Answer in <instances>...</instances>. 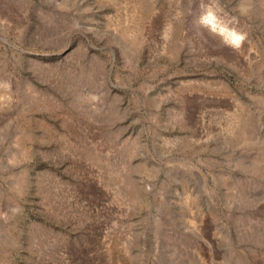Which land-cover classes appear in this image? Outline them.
Wrapping results in <instances>:
<instances>
[{
  "label": "rangeland",
  "instance_id": "374dc122",
  "mask_svg": "<svg viewBox=\"0 0 264 264\" xmlns=\"http://www.w3.org/2000/svg\"><path fill=\"white\" fill-rule=\"evenodd\" d=\"M0 264H264V0H0Z\"/></svg>",
  "mask_w": 264,
  "mask_h": 264
},
{
  "label": "bare ground",
  "instance_id": "6f19581e",
  "mask_svg": "<svg viewBox=\"0 0 264 264\" xmlns=\"http://www.w3.org/2000/svg\"><path fill=\"white\" fill-rule=\"evenodd\" d=\"M209 24L214 28L215 27V22L212 18L208 19ZM220 33H222L224 35L225 38H228L229 40L233 41V42H237L238 40V36L232 32H228L225 29H220Z\"/></svg>",
  "mask_w": 264,
  "mask_h": 264
}]
</instances>
